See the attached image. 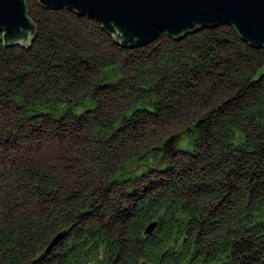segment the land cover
I'll list each match as a JSON object with an SVG mask.
<instances>
[{"label":"trees","instance_id":"1","mask_svg":"<svg viewBox=\"0 0 264 264\" xmlns=\"http://www.w3.org/2000/svg\"><path fill=\"white\" fill-rule=\"evenodd\" d=\"M23 1L33 41L0 34V264H264V47L225 25L123 47Z\"/></svg>","mask_w":264,"mask_h":264},{"label":"water","instance_id":"2","mask_svg":"<svg viewBox=\"0 0 264 264\" xmlns=\"http://www.w3.org/2000/svg\"><path fill=\"white\" fill-rule=\"evenodd\" d=\"M43 8H67L98 22L123 47L141 48L162 33L182 38L190 32L225 25L250 46L264 47V0H37ZM0 34L6 47L28 46L35 26L23 0H0ZM152 223L147 236L155 230ZM55 235L44 250L63 239Z\"/></svg>","mask_w":264,"mask_h":264},{"label":"rangeland","instance_id":"3","mask_svg":"<svg viewBox=\"0 0 264 264\" xmlns=\"http://www.w3.org/2000/svg\"><path fill=\"white\" fill-rule=\"evenodd\" d=\"M139 173H140V171H137V169H136V170H135V169H132V170H126V171L124 172V174H123L122 177L125 178V177L131 176V175H133V174H134V175H137V174L139 175ZM56 235H57V234H56ZM51 240H52V239H51ZM51 240H50V241H51ZM49 243H50V242H49ZM49 243H48V244H49Z\"/></svg>","mask_w":264,"mask_h":264}]
</instances>
